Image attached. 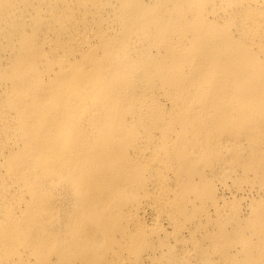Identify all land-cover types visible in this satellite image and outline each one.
<instances>
[{
  "label": "bare ground",
  "instance_id": "1",
  "mask_svg": "<svg viewBox=\"0 0 264 264\" xmlns=\"http://www.w3.org/2000/svg\"><path fill=\"white\" fill-rule=\"evenodd\" d=\"M0 264H264V0H0Z\"/></svg>",
  "mask_w": 264,
  "mask_h": 264
}]
</instances>
